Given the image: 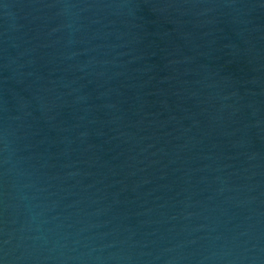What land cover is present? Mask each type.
Masks as SVG:
<instances>
[{
  "label": "water",
  "instance_id": "water-1",
  "mask_svg": "<svg viewBox=\"0 0 264 264\" xmlns=\"http://www.w3.org/2000/svg\"><path fill=\"white\" fill-rule=\"evenodd\" d=\"M0 264H264V0H0Z\"/></svg>",
  "mask_w": 264,
  "mask_h": 264
}]
</instances>
